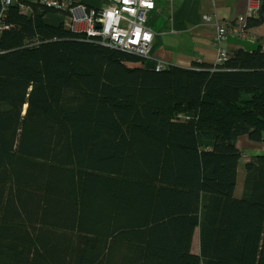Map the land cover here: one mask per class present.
Segmentation results:
<instances>
[{
  "label": "trees",
  "instance_id": "1",
  "mask_svg": "<svg viewBox=\"0 0 264 264\" xmlns=\"http://www.w3.org/2000/svg\"><path fill=\"white\" fill-rule=\"evenodd\" d=\"M0 19V264H264V152L235 195L237 140L264 142L260 44L155 70L37 0Z\"/></svg>",
  "mask_w": 264,
  "mask_h": 264
},
{
  "label": "crops",
  "instance_id": "2",
  "mask_svg": "<svg viewBox=\"0 0 264 264\" xmlns=\"http://www.w3.org/2000/svg\"><path fill=\"white\" fill-rule=\"evenodd\" d=\"M77 1L98 5L88 0ZM154 1L155 7L148 12L146 24L154 32L150 57L157 62L187 68L191 67L193 61L215 64L216 22L227 28L228 34L222 43L226 51L235 48L252 51L259 44L264 48V22L242 31L236 28L237 18L246 16L247 0ZM205 16H209V20ZM242 136L237 140L240 150Z\"/></svg>",
  "mask_w": 264,
  "mask_h": 264
},
{
  "label": "built area",
  "instance_id": "3",
  "mask_svg": "<svg viewBox=\"0 0 264 264\" xmlns=\"http://www.w3.org/2000/svg\"><path fill=\"white\" fill-rule=\"evenodd\" d=\"M47 7L58 10L62 15V24L72 32L85 35L86 39L151 59L150 50L154 32L147 26V14L155 7L154 0H105L102 5H87L77 0H37ZM260 0H247L246 16L255 13ZM12 0H0V18L4 15ZM246 16L237 19L238 31L243 30ZM209 20V16H205ZM243 23V25H241ZM7 26L0 19V31ZM214 44L217 47L216 63L222 62L227 51L222 43L228 32L225 25L216 22ZM155 61V60H154ZM166 64L154 62V69L160 70Z\"/></svg>",
  "mask_w": 264,
  "mask_h": 264
},
{
  "label": "rangeland",
  "instance_id": "4",
  "mask_svg": "<svg viewBox=\"0 0 264 264\" xmlns=\"http://www.w3.org/2000/svg\"><path fill=\"white\" fill-rule=\"evenodd\" d=\"M92 3H97L98 5H102L105 0H88ZM51 19V18H49ZM52 21H55L54 19H51ZM239 147H241L242 155H241V163L238 168V175H237V181H236V187H235V195L240 196L242 193V183L244 179V168H243V162L246 161L248 158H250L254 154H258L261 152H264V142H252L249 140L245 135L241 137V142L239 144ZM198 230L195 229L194 235L192 238V246L191 250L195 253H199L198 250Z\"/></svg>",
  "mask_w": 264,
  "mask_h": 264
},
{
  "label": "clouds",
  "instance_id": "5",
  "mask_svg": "<svg viewBox=\"0 0 264 264\" xmlns=\"http://www.w3.org/2000/svg\"><path fill=\"white\" fill-rule=\"evenodd\" d=\"M195 253V252H194Z\"/></svg>",
  "mask_w": 264,
  "mask_h": 264
}]
</instances>
